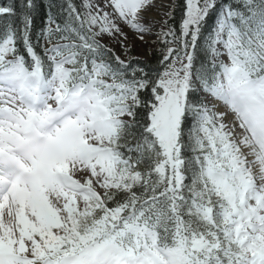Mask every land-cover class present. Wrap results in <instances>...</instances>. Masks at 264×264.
Wrapping results in <instances>:
<instances>
[{"label": "snow or ice", "instance_id": "1", "mask_svg": "<svg viewBox=\"0 0 264 264\" xmlns=\"http://www.w3.org/2000/svg\"><path fill=\"white\" fill-rule=\"evenodd\" d=\"M19 7L17 26L0 5V264H264V0Z\"/></svg>", "mask_w": 264, "mask_h": 264}, {"label": "trees", "instance_id": "2", "mask_svg": "<svg viewBox=\"0 0 264 264\" xmlns=\"http://www.w3.org/2000/svg\"><path fill=\"white\" fill-rule=\"evenodd\" d=\"M13 2V0H0V5H8V4H11ZM47 2V0H45V3ZM60 0H56V3H59ZM16 3H17V16L16 17H13L11 18L14 22L15 25H19L20 24V7H19V0H16ZM44 8L41 7L40 9H38V11L35 13V19H34V24L36 26V28H39L42 23H43V20H42V17L44 16ZM117 52H119V50H117ZM132 55L133 56H136V57H139L141 58L142 60L147 58L148 59V62L150 64V66L152 67H155L156 66V58L154 57H151V56H148V57H140L133 49H132Z\"/></svg>", "mask_w": 264, "mask_h": 264}, {"label": "rangeland", "instance_id": "3", "mask_svg": "<svg viewBox=\"0 0 264 264\" xmlns=\"http://www.w3.org/2000/svg\"><path fill=\"white\" fill-rule=\"evenodd\" d=\"M162 2H165V0H162ZM129 37H130V41L133 43V50L140 56V57H146V49H147V45L142 44L140 41L135 40L132 41V34L129 33ZM107 42V41H106ZM117 50H119L117 48Z\"/></svg>", "mask_w": 264, "mask_h": 264}]
</instances>
